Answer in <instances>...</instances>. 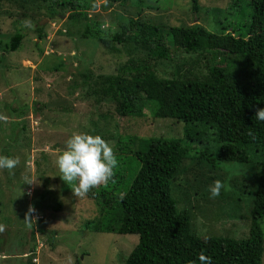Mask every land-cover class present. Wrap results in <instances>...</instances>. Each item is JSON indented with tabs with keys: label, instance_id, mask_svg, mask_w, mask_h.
<instances>
[{
	"label": "rangeland",
	"instance_id": "1",
	"mask_svg": "<svg viewBox=\"0 0 264 264\" xmlns=\"http://www.w3.org/2000/svg\"><path fill=\"white\" fill-rule=\"evenodd\" d=\"M57 1L46 4L52 8ZM92 1L88 15L95 28V22L100 25L102 39L78 32L67 20L68 10L48 14L39 5L43 2H27L24 7L21 0L0 2V155L19 159L11 174L0 169V264H124L122 258L129 255L139 236L87 228L84 223L96 217L97 205L86 193L72 191L76 181L61 179L56 157L73 132L100 134L114 151L119 135L126 134L125 140L127 135L172 138L183 135V126L175 119L154 117L149 103L143 117L120 116L115 104H96L87 96L86 83L98 75L117 73L131 56L146 55L142 44L136 48L113 40L119 31L118 14L160 24L199 23L213 30L211 9L227 12L235 0H200L203 9L197 12L191 0ZM40 19L44 21L41 31L36 26ZM26 20L31 27L24 24ZM17 30L24 33L20 47L4 53L5 43ZM182 42L175 38L171 48L181 47ZM174 48L171 59L155 61L158 75L167 77L176 70L204 72V61L196 53ZM85 75L91 77L87 80ZM60 99L71 101L63 105H70L69 110L43 106ZM204 128L202 138L192 144L197 152L215 148V130ZM227 165L213 168L199 157H188L174 180V193L190 209L194 230L201 236L240 239L249 234L252 201L247 189L255 184L256 169L235 166L237 170L231 171ZM25 178L31 183L24 182ZM215 180L226 187L223 194L210 198L209 187ZM42 194L43 203L49 205L36 203ZM57 203L62 205L59 210L53 209ZM221 206L230 209L228 215ZM30 207L34 211L29 212ZM261 226L264 230V216Z\"/></svg>",
	"mask_w": 264,
	"mask_h": 264
},
{
	"label": "trees",
	"instance_id": "2",
	"mask_svg": "<svg viewBox=\"0 0 264 264\" xmlns=\"http://www.w3.org/2000/svg\"><path fill=\"white\" fill-rule=\"evenodd\" d=\"M21 1V7L27 2H43L39 5L46 7L48 14L68 10L67 20L78 32L100 37V25L95 22V28L88 15L92 0H58L52 8L46 4L48 0ZM191 3L193 11L203 9L200 0ZM211 10L216 26L213 30L199 23L160 24L118 14L119 31L113 40L136 48L142 44L146 55L131 56L117 73L98 75L86 83L87 96L96 104H115L120 116L143 117L144 106L149 103L154 117L175 119L183 126V135L172 138L127 135L125 140L126 134L119 135L112 177L86 192L97 205L96 217L84 223L87 228L139 236L129 255L122 258L124 264H200L197 256L201 251L212 257V264H263L264 121L256 120L255 113L264 108V0H235L227 12ZM42 19L36 25L39 31L43 29ZM179 37L181 47H174L196 53L203 59L205 70L193 74L176 70L162 77L154 63L171 59L175 49L171 45ZM23 38L24 33L17 30L3 52L17 50ZM229 56L233 58L229 60ZM85 77L88 80L91 75ZM43 106L47 107L46 103ZM52 108L69 110L70 105ZM205 126L215 130V148L197 152L192 144L202 138ZM188 157H199L213 168L228 164L231 171L237 170L235 166L256 169L255 184L247 189L252 201L247 237L201 236L194 230L190 209L181 205L183 198L173 190ZM43 199L42 194L36 203L49 205ZM187 199L191 201L188 193ZM236 200L241 201L237 196ZM61 206L57 203L53 209ZM224 211L225 215L230 212Z\"/></svg>",
	"mask_w": 264,
	"mask_h": 264
},
{
	"label": "clouds",
	"instance_id": "3",
	"mask_svg": "<svg viewBox=\"0 0 264 264\" xmlns=\"http://www.w3.org/2000/svg\"><path fill=\"white\" fill-rule=\"evenodd\" d=\"M24 24L31 27L30 21L26 20ZM255 119L264 121V108L257 109ZM55 163L63 181H76V186L72 189L74 193H86L112 177L117 160L112 146L100 134L73 132ZM18 164L17 157L0 155V169H7L10 174ZM31 181L30 178H25L24 182ZM224 187L226 185L221 180H215L209 187L210 198L219 196ZM28 211L32 212L34 209L30 207ZM197 259L200 264H212V257L205 255L203 251L198 254ZM191 264H195V261Z\"/></svg>",
	"mask_w": 264,
	"mask_h": 264
},
{
	"label": "water",
	"instance_id": "4",
	"mask_svg": "<svg viewBox=\"0 0 264 264\" xmlns=\"http://www.w3.org/2000/svg\"><path fill=\"white\" fill-rule=\"evenodd\" d=\"M41 23H44V21H41ZM68 102H71V101L69 99H60V100L48 102L46 105H47V107H55V106L64 105Z\"/></svg>",
	"mask_w": 264,
	"mask_h": 264
},
{
	"label": "crops",
	"instance_id": "5",
	"mask_svg": "<svg viewBox=\"0 0 264 264\" xmlns=\"http://www.w3.org/2000/svg\"><path fill=\"white\" fill-rule=\"evenodd\" d=\"M23 253V252H22ZM21 254V253H20Z\"/></svg>",
	"mask_w": 264,
	"mask_h": 264
}]
</instances>
